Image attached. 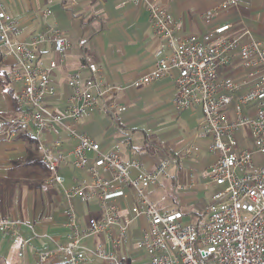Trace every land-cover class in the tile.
I'll return each instance as SVG.
<instances>
[{
    "label": "built area",
    "instance_id": "built-area-1",
    "mask_svg": "<svg viewBox=\"0 0 264 264\" xmlns=\"http://www.w3.org/2000/svg\"><path fill=\"white\" fill-rule=\"evenodd\" d=\"M148 11L153 32L169 48L156 52V67L134 82L141 87L170 76L175 85L174 104L177 108L200 107L204 131L211 136L210 150L217 153L207 178L222 186L206 207V216L186 218L180 209L165 211L159 201L147 195L150 186L168 175L171 159L164 158L149 171L141 169L139 158L125 160L121 144L101 146L79 129V123L101 106L112 114L124 109L108 92L100 75L101 67L85 58L66 83L70 93L64 108L52 109L47 100L58 94L51 72L64 62V53L71 42L57 27L51 26L30 40H23L21 27L0 0V46L14 57L10 78L22 81L17 94L20 110L5 119L0 139L13 142L19 132H31L37 151L50 173L49 181L64 188L71 200L98 201L102 215L80 225L72 204L65 209L68 239L51 250L37 253V264H50L62 256L66 264H81L93 255L106 264H126L119 247L127 243L131 223L145 215L148 228L137 247L145 251L148 264H264V162L256 166L254 151L241 147L238 131L247 129L256 151L264 157V44L253 37L252 30L242 22L226 23L205 33L201 39L175 38L177 24L161 0H130ZM237 0H222V10L237 6ZM47 16L51 10H44ZM211 13L207 14V17ZM234 32V33H233ZM86 39L80 40L81 44ZM51 42L59 58L45 65L40 58L42 47ZM238 50L241 72L222 76L223 67ZM82 70L90 72L82 76ZM244 89L243 91H241ZM102 103H101V102ZM254 104L246 111L247 104ZM234 104L235 115L229 106ZM64 132L75 143L55 137ZM199 146L185 148V155L199 151ZM85 178L64 186L66 177L60 173L68 159ZM139 172L132 176L131 171ZM136 192L133 212H124L120 200L127 198L126 188ZM165 196L161 200H165ZM25 222L0 216V233L17 237ZM105 234L111 246L99 243L88 247L83 240ZM28 241L21 240L19 256H24Z\"/></svg>",
    "mask_w": 264,
    "mask_h": 264
},
{
    "label": "crops",
    "instance_id": "crops-1",
    "mask_svg": "<svg viewBox=\"0 0 264 264\" xmlns=\"http://www.w3.org/2000/svg\"><path fill=\"white\" fill-rule=\"evenodd\" d=\"M222 0H161L167 6L170 20L177 24L175 38L201 39L218 25L242 22L252 30L253 37L264 44V0H237L238 4L227 10L220 8ZM8 13L19 22L22 39L30 40L51 26L57 27L71 42L64 53V62L51 72L58 86V94L49 97L47 103L54 110L64 108L70 93L67 79L76 72L85 58H91L101 67L102 80L113 89L108 96L124 109L112 114L102 106L79 123V129L99 142L101 146L120 143L125 160L139 158L141 169L149 171L164 158L171 159L168 175L148 189V197L159 201L165 211L180 209L186 218L206 216V207L215 193L222 189L207 178L217 153L210 150L211 136L202 128L203 112L200 107L177 108L174 104L175 85L166 76L141 87L134 82L156 67V52L170 50L162 44L152 30L145 6L134 5L130 0H5ZM51 13L44 15V10ZM211 16L207 17V14ZM234 33V32H233ZM86 39L85 44L80 40ZM0 46V129L5 119L19 109L17 94L22 81L10 78L14 57L5 54ZM40 58L45 65L59 58L51 42L41 49ZM241 72L238 50L222 70V76ZM82 76L89 77L88 70ZM242 89L241 91H243ZM101 102V101H100ZM102 103V102H101ZM252 111L254 104H247ZM235 115L234 104L228 108ZM243 129L238 131L241 147L248 139ZM65 139L69 146L75 141L59 131L55 137ZM199 146V151L185 155V148ZM257 153V152H256ZM260 154V153H259ZM262 156V155H261ZM256 166L264 162L257 161ZM131 171L132 176L138 174ZM66 177L64 186H70L86 174L76 169L71 158L60 168ZM50 173L41 160L31 132H19L13 142L0 139V210L6 218L25 222L17 237L0 233V264H37L39 251L51 250L67 242L69 227L65 209L72 204L80 225L102 215L98 201L83 202L79 197L69 200L62 185L49 181ZM7 192H2L3 187ZM127 198L120 200L124 212H133L136 201L134 189L126 188ZM49 196L55 208L49 212ZM165 196V200L161 197ZM148 228L145 215L131 223L127 243L119 247L126 264H148L144 250L137 247ZM28 241L24 256H19L21 240ZM83 243L94 248L99 243L111 246L105 234L90 237ZM50 264H66L58 256ZM81 264H106L88 255Z\"/></svg>",
    "mask_w": 264,
    "mask_h": 264
},
{
    "label": "rangeland",
    "instance_id": "rangeland-1",
    "mask_svg": "<svg viewBox=\"0 0 264 264\" xmlns=\"http://www.w3.org/2000/svg\"><path fill=\"white\" fill-rule=\"evenodd\" d=\"M244 133L246 132L248 134V130L247 129H243ZM246 134V135H247ZM247 148H250L251 150H253L255 152V157H256V160L257 161H261L262 159V156L261 154H259L257 151H256V146H255V143H254V139L253 137L251 136H248V139H246V142L244 144ZM257 152V153H256ZM3 189H2V192H7L5 190V186H2ZM148 191V190H147ZM147 195H148V192H147ZM56 205H54V202L51 200V197L49 196V212L51 211V209L55 208ZM0 216L2 217H7L5 212H3V210H0Z\"/></svg>",
    "mask_w": 264,
    "mask_h": 264
}]
</instances>
